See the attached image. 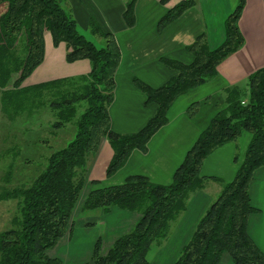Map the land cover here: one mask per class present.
Segmentation results:
<instances>
[{
    "label": "trees",
    "instance_id": "1",
    "mask_svg": "<svg viewBox=\"0 0 264 264\" xmlns=\"http://www.w3.org/2000/svg\"><path fill=\"white\" fill-rule=\"evenodd\" d=\"M135 1L126 2L124 18L128 24L132 23ZM245 2L237 0L225 19L220 45L210 48L205 35L199 34L187 46L192 55L189 63L162 58L174 70L165 83L151 87L134 79L146 95V103H155L156 110L138 131L119 133L111 128L109 116L120 60V49L113 34L90 19V31L104 40V45L98 47L78 30L63 0H0L2 109L7 111L5 101L16 107L18 102L22 105L28 90L42 93L63 90L67 96L49 103L58 119L53 126L59 128L73 120L80 102L85 103L83 112L75 120L74 137L50 153L42 171L29 184L0 190V202L16 199L18 204L12 226L0 231V264H63L48 251L66 233L72 232L73 209L87 179L90 160L101 141L106 139L113 150L106 176L123 166L134 149L145 151L150 137L167 123V111L177 97L213 79L223 60L242 47L245 38L239 19ZM194 3L195 0L179 1L161 17L158 28L166 26ZM45 32L51 36L54 46L66 45L67 62L87 59L89 71L23 85L43 62ZM10 92L17 96H8ZM225 102V107L211 118L187 150L170 183H156L146 175L131 174L119 184L94 186L89 190L82 211L106 213L116 206L139 216L105 251L98 238L90 259L84 264H155L147 258L152 244L167 237L171 221L183 214L189 197L201 190L210 178L201 174L204 159L217 147L237 140L243 131L249 132L251 138L234 178L222 184L218 196L199 217L172 264H218L225 252L234 264H264V253L247 229L249 215L254 211L249 184L254 171L264 165V68L249 74L244 88L239 85L226 88ZM198 106V102L191 103L188 113L193 115ZM91 183L98 184L96 180Z\"/></svg>",
    "mask_w": 264,
    "mask_h": 264
},
{
    "label": "crops",
    "instance_id": "2",
    "mask_svg": "<svg viewBox=\"0 0 264 264\" xmlns=\"http://www.w3.org/2000/svg\"><path fill=\"white\" fill-rule=\"evenodd\" d=\"M63 1L79 28L92 34L89 22L94 19L104 31L113 34L119 46L120 60L115 72L114 97L109 106L111 128L119 133L138 131L156 110L155 103H146V95L136 86L134 79L151 87L165 83L174 74V70L162 58L189 63L192 55L187 46L199 34L205 35L210 48L220 45L224 39L225 19L237 3V0H195L193 6L159 29L161 17L181 0H136L131 24L124 18L127 0ZM239 27L245 38L242 47L223 60L213 79L177 97L167 111V123L150 137L146 150L134 149L123 166L111 176H106L105 170L113 150L108 141L103 139L96 155L90 160L85 184L87 181L92 184L93 180L98 182L92 184L93 187L119 184L131 174L146 175L156 183L171 182L175 169L199 133L225 107V89L232 85L244 88L249 74L264 68V0H246ZM66 50L64 43L54 46L51 36L45 32L43 62L25 83L86 74L90 68L89 61L80 59L67 62ZM193 102H198L199 106L190 115L188 107ZM248 133L243 131L236 141L217 147L204 159L201 174L210 178L201 190L189 197L187 208L182 214L185 222L193 214L191 233L199 217L220 192L222 184L234 178L251 138ZM249 195L254 211L248 218V233L264 253V165L254 171ZM113 210L115 216L138 215L132 211L127 213L128 210L116 206L108 212ZM91 246L90 256L94 244ZM222 262L234 264L227 252L222 254L218 264Z\"/></svg>",
    "mask_w": 264,
    "mask_h": 264
},
{
    "label": "rangeland",
    "instance_id": "3",
    "mask_svg": "<svg viewBox=\"0 0 264 264\" xmlns=\"http://www.w3.org/2000/svg\"><path fill=\"white\" fill-rule=\"evenodd\" d=\"M63 4L68 9L64 1ZM78 30L98 47L104 45V40L100 36H94L79 27ZM34 84L28 81L23 85ZM67 95V92L59 89L43 93L28 90L22 105L18 102L19 107L5 101L7 111L2 109L0 96V190L29 184L42 171L50 153L61 148L74 137L75 120L83 112L85 103L80 102L73 120L59 128L53 126L58 120L56 110L49 106L50 101L60 100ZM8 96L15 98L17 93L10 92ZM92 187L88 181L84 184L73 209L72 232L66 233L57 245L48 251L50 256L53 255L51 257L59 258L63 264L86 263L90 259L91 245L98 238H101L102 248L105 251L114 237L132 227V222L138 216L135 213L115 216L114 210L108 213L102 210L82 211L84 198ZM17 206L16 199L0 202V231L12 226L11 220L18 214ZM182 217L184 216L180 215L171 221L166 238L152 244L147 254L151 262L172 264L179 257L183 245L191 236L193 214L187 217L186 222ZM68 238L71 240L69 241Z\"/></svg>",
    "mask_w": 264,
    "mask_h": 264
}]
</instances>
